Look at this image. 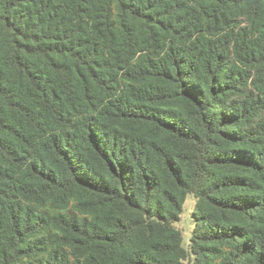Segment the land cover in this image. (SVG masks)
<instances>
[{"label": "trees", "instance_id": "16d2710c", "mask_svg": "<svg viewBox=\"0 0 264 264\" xmlns=\"http://www.w3.org/2000/svg\"><path fill=\"white\" fill-rule=\"evenodd\" d=\"M0 264H264V0H0Z\"/></svg>", "mask_w": 264, "mask_h": 264}, {"label": "rangeland", "instance_id": "374dc122", "mask_svg": "<svg viewBox=\"0 0 264 264\" xmlns=\"http://www.w3.org/2000/svg\"><path fill=\"white\" fill-rule=\"evenodd\" d=\"M186 217H183V220L185 219ZM188 225H189V221L188 219H185V221L182 222V224H180L179 226L180 227H184L185 229H188Z\"/></svg>", "mask_w": 264, "mask_h": 264}]
</instances>
